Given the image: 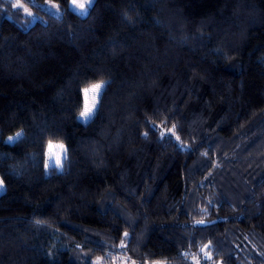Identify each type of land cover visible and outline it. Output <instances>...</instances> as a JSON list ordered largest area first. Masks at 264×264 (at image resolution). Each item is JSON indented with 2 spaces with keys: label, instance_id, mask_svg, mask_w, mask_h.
Here are the masks:
<instances>
[{
  "label": "trees",
  "instance_id": "16d2710c",
  "mask_svg": "<svg viewBox=\"0 0 264 264\" xmlns=\"http://www.w3.org/2000/svg\"><path fill=\"white\" fill-rule=\"evenodd\" d=\"M34 1L0 0V264H264V0Z\"/></svg>",
  "mask_w": 264,
  "mask_h": 264
},
{
  "label": "rangeland",
  "instance_id": "374dc122",
  "mask_svg": "<svg viewBox=\"0 0 264 264\" xmlns=\"http://www.w3.org/2000/svg\"><path fill=\"white\" fill-rule=\"evenodd\" d=\"M8 1H10V3H11L10 4L11 8L19 10L21 15L26 17V18H28L29 21H33V20H36L38 18V13L36 12L35 8L39 9V10H43V11H45V12L51 14V15H54V16L59 15V12H60L58 7L52 2L36 3L34 0H19V3L22 5V7L16 8V7H13V4H16L17 0H8ZM92 1L93 0H76V3L74 4L73 0H68L67 7H68V9L73 11L74 13L83 16L86 13V11L89 9V7L91 6ZM80 3L85 4L86 7L84 9H80L78 7V5ZM89 4H90V6H88ZM25 9L27 11H25ZM81 13H83V14H81ZM95 84H98V83H95ZM92 85H94V84H92ZM92 85L88 86L87 88H90ZM82 99H83V106H82V111H83L84 110V106H85V102H86L84 89L82 91ZM87 102L89 104H91V94H89V96L87 98ZM95 109H94V111H95ZM77 119H78L79 122H82V123L85 122L80 117V114L77 116ZM16 136H17V134L13 135L11 137H13L15 139ZM6 140L8 141L9 137L6 138ZM51 143L54 146L53 149H52V152H51V162H52V164H55L56 155H57V153H59L60 154V163L59 164H55V166H51V164H50V166L46 167V163H48L49 160H50L49 142H48L46 144V149H45V159H44V165H43L44 171L46 172L47 169L50 168L54 172L59 173L62 170L63 161H64L65 157H64V154L61 152V150L58 147H55L57 145H61V143H58V142H51ZM3 189H4L3 184H0V193L3 192ZM94 264H105V262L101 258V259H98L97 261H95ZM112 264H136V263H134L132 261H125V260H113ZM144 264H165V262L164 261H149V262H145Z\"/></svg>",
  "mask_w": 264,
  "mask_h": 264
},
{
  "label": "snow or ice",
  "instance_id": "6c2138e0",
  "mask_svg": "<svg viewBox=\"0 0 264 264\" xmlns=\"http://www.w3.org/2000/svg\"><path fill=\"white\" fill-rule=\"evenodd\" d=\"M73 3L75 4L76 0H73ZM88 6H90V4ZM13 7L20 8V7H22V5L19 3V0H17V3L13 4ZM78 7L80 9H84L86 6H85V4L80 3L78 5ZM25 11H27V10L25 9ZM81 14H83V13H81ZM104 87H106V85H104L102 83H98V84L92 85L90 88L84 89L86 102H85L84 110L80 113V117L83 119V121L86 122L94 114V109L96 108V105H97V99H98V97H101L103 95ZM89 94H91V104H89L87 102V98H88ZM21 136H22V133H17V136L15 137V139H19ZM13 139H14L13 137H9L8 142L11 143L13 141ZM53 147H54L53 144L51 142H49L50 160L48 163H46V167L50 166V164H51V166H55V164L60 163V154L59 153H57V155H56L55 164H52V162H51V152H52ZM55 147H58L61 150V152L64 154V157L66 158V150L64 149V146L61 144V145H57ZM0 184H2V181H0Z\"/></svg>",
  "mask_w": 264,
  "mask_h": 264
},
{
  "label": "built area",
  "instance_id": "2783aa9c",
  "mask_svg": "<svg viewBox=\"0 0 264 264\" xmlns=\"http://www.w3.org/2000/svg\"><path fill=\"white\" fill-rule=\"evenodd\" d=\"M194 258L197 264H211L208 261V256L206 254L197 255V256H194Z\"/></svg>",
  "mask_w": 264,
  "mask_h": 264
}]
</instances>
